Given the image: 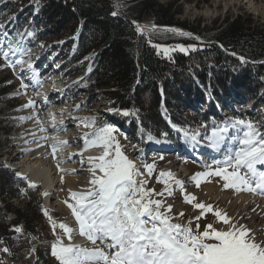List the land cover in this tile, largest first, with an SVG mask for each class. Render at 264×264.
<instances>
[{"label":"trees","instance_id":"trees-1","mask_svg":"<svg viewBox=\"0 0 264 264\" xmlns=\"http://www.w3.org/2000/svg\"><path fill=\"white\" fill-rule=\"evenodd\" d=\"M113 11L114 0H0V24L14 35L26 28L34 31L35 39L27 44L37 48L51 45L55 36H73L55 46L63 72L74 76L88 69L79 81L81 90L96 94L108 110L132 113L125 117L110 111L119 126L131 120L135 138L148 135L183 148L185 139L172 125L191 131L206 124L210 133L221 123L217 109L229 100L251 102L264 111V28L245 14L227 20L215 41L194 40L195 50H175L165 56L153 45L166 41L139 34L134 21L180 25L199 35L205 30L180 21L173 3L128 0L116 17ZM204 104L209 109L202 113ZM182 109L188 111L187 117ZM200 132L205 134L204 129ZM1 156L0 149V241L9 248L13 264H54L43 257L51 243L46 226L38 224L42 218L38 210L30 202L26 208H15L10 202L9 197L21 196L27 186L2 163ZM17 226L22 233L13 231Z\"/></svg>","mask_w":264,"mask_h":264},{"label":"snow or ice","instance_id":"snow-or-ice-1","mask_svg":"<svg viewBox=\"0 0 264 264\" xmlns=\"http://www.w3.org/2000/svg\"><path fill=\"white\" fill-rule=\"evenodd\" d=\"M111 14L113 17L118 15L116 11ZM136 28L141 35H151L156 30L154 25L148 29L137 24ZM167 31L181 36L190 35L175 28ZM9 35L5 26L0 24V37H3L0 39V58L13 71L19 70L21 88L25 92L30 87V83L25 82L26 79L34 82L31 83L32 87L40 86L42 81L33 62L34 58L30 55L31 48L24 46L29 40L35 39V32L26 28L15 31L12 39L8 38ZM178 50L186 53L189 49L178 46ZM162 51L165 56L169 55L168 48H163ZM240 59L244 60L243 57ZM36 95L40 96L41 93L37 91ZM43 103L49 104L50 98L44 97ZM36 104V100L29 99L23 107L34 109ZM76 107L79 110L80 105ZM109 111L125 117L132 115L127 109ZM81 119L84 127L89 129L81 137L83 151L99 148L101 154L88 158L91 173L88 186L79 192L70 191L69 198L73 202L65 201L75 219L76 227L52 221L54 233L57 228L62 230V235L57 236L51 252L59 264H264V239L258 241L252 229L230 218L226 212L213 209L211 205L202 202L194 205L201 210L200 215L194 218L197 222L195 229L191 227V220L186 224L174 223L175 217L171 215L173 206L166 205L164 196L165 193L171 194L169 181L183 190L182 182L176 181L170 171H162L157 177L158 183L165 184L162 191L145 187L147 179L142 178L144 173L122 151L115 135L118 130L111 124H100L95 118ZM172 127L183 133V137L194 149L203 145L220 156L219 159L213 158L211 163H206L204 171L193 174L191 179L196 187L200 186L202 180L212 182L209 178H219L223 190L264 196V168L258 167L264 166V132L253 122L225 119L213 126L210 133L208 125L202 124L200 129H204L203 136L200 129L190 131L176 125ZM51 128L53 133L66 131L63 121L57 123L55 117H52ZM41 131L47 132V129L42 127ZM163 135L167 136V133ZM41 139L51 141L54 159L69 144L68 140H59L56 135H45ZM32 142L37 147L43 146L35 138V134ZM145 168L148 175L154 171V165H145ZM14 174L28 188L36 187L22 173ZM43 195L46 196L47 193ZM184 195L186 203H192L196 199L186 192ZM43 211L48 216L47 210ZM207 212H212L222 227L217 228L208 223L201 231L199 221ZM179 215L183 216L184 213ZM13 231L22 233L23 230L17 226ZM74 233L84 237L91 247L75 243ZM3 251L9 250L4 248Z\"/></svg>","mask_w":264,"mask_h":264},{"label":"rangeland","instance_id":"rangeland-1","mask_svg":"<svg viewBox=\"0 0 264 264\" xmlns=\"http://www.w3.org/2000/svg\"><path fill=\"white\" fill-rule=\"evenodd\" d=\"M157 1L160 4L173 3L175 9L180 11V21H185L190 27H198L205 30L204 35H199L190 28L176 25L182 29V32L190 34L187 36L176 35L173 32L165 30H155L150 36L166 41L165 43H155V45L160 46L157 49L162 51L163 48H168L169 55L173 52V49L178 50V46H184L188 49L194 48L195 44L192 42L194 40L198 42L215 41L214 36L216 32L225 27L227 20H233L237 16L243 14L252 19L256 26L264 28V0ZM127 5L128 0H117L118 10H122ZM7 31L10 34L8 38L12 39L15 35L11 30ZM72 37L73 36H67L64 33L61 37L62 39L55 36L51 42L52 44L50 43L51 45H44L38 48L27 43L24 45L25 47L31 48L30 55L34 58L33 62L38 70V76L42 81L40 86L34 88L31 86V83L34 82H29L26 79L25 82L30 83V87L26 92L21 88L19 70L13 71L7 66L5 61L0 58V85L2 89L0 91V149L2 151V163L10 170L20 172L26 176L28 180L30 179V177L24 173V169L28 163H33L37 160L34 154L37 144L32 142L33 134H35V138L38 141L41 139L44 133L41 131V128H47V125L50 124L45 116L46 112L50 110L49 108H59L58 110H64V113H66L67 116L65 118L69 119L71 124L70 128L74 131V136L77 137L78 142L75 146L77 150L72 152V154L81 153L78 150L83 149V140L81 137H83L86 131H89V129L84 127L81 118H95L100 124L108 123L118 130L115 135L122 146V151L129 159L133 160L140 171L144 173V177L142 178L147 179L145 187L154 188L157 192L162 191L165 184L157 182V177L162 171H170L176 181L182 182L183 190L173 181H169L168 186L172 191L170 195L165 193L164 196L166 205L171 204L173 206L171 215L175 217L173 220L174 223L186 224L191 220V227L195 229L197 222L194 218L200 215L201 210L195 208L194 205L202 202L206 205H211L213 209L226 212L230 218L238 220L239 222L240 220L244 221L243 224L254 230L253 232L258 241L264 239V196L247 192L250 200H246L247 203L240 209L239 204L241 201L238 200L237 197L230 199L232 198V193L235 192L231 189L226 190L231 193L227 197H220V194L218 198L203 197L206 194V187L214 182H217L219 184V190H222V181H219V178H209L212 182L202 180L199 187H196L195 182L191 179L193 174L205 170L204 165L206 163H211L213 158H220L214 150L203 145L194 149L185 138V146H183V148H178L172 144H165L148 135L143 136L139 134L138 138H135L130 133V119H126V124L123 126L117 125L112 120L110 111L96 99V94L81 90L82 88L79 85V81L87 74L88 69H85L82 74L74 76L68 71L63 72L64 66L59 62V50L54 52L56 49L55 46L57 44L62 46L66 40ZM196 37H199V39H196ZM2 38L3 37H0V39ZM50 74L51 76H49ZM37 91L41 93L40 96L36 95ZM44 97L50 98V105L47 106L43 103ZM29 99L36 100L37 104L34 109L23 107ZM77 105H80L79 110L76 107ZM201 109L203 113L209 108L207 104H204ZM217 112L221 115V122L225 119H243L253 122L261 132H264V111L261 112L256 109L251 102L243 104L237 100H229L228 104L224 108H218ZM182 113L187 117L188 111L182 109ZM189 113L196 112L191 110ZM29 116L34 118L21 119V117ZM199 116L200 114H198V117ZM181 134L183 135V133ZM74 156L76 157L73 163L79 162L83 164V162H85V164L88 165V157L85 154L81 153L80 155ZM161 157H163V159H161ZM145 165H154V171L151 175L147 174ZM183 165L189 168L188 172L185 173L182 171ZM258 167L264 168V166ZM59 175L62 176L63 181L68 176V174L63 171H61ZM80 177L84 179V181L79 183V188H75L73 191L79 192L88 186L89 179L91 178L89 169L85 171V174L82 173ZM16 188H18L17 185H14L12 190H16ZM57 190L56 193L51 195L52 202L49 205L45 203L43 187L40 185H36L35 188L31 189L27 187L26 192H21V196L19 197H9L12 206L15 208H26L27 203L30 202L32 207L38 210V213L42 216L41 219H38V224L46 226L51 243V250L49 252L44 250L43 257L54 264H59V261L51 254L52 245L56 243L57 236L62 235V230L57 228L54 233L52 221H55L57 224L63 222L70 227H76L75 219L71 215V210L65 203L66 200L68 202H73L69 198L70 191L66 192L64 188ZM60 191L62 192L60 193ZM185 192L195 196L196 199L192 203H186ZM58 201H61V204ZM56 203L59 204L56 206ZM43 210H47L48 216L44 214ZM180 213H184V215L180 216ZM9 216L12 215L9 214ZM49 217H51V220ZM199 223L201 225V231H203L204 226L208 223H212L213 226L217 228L222 227V224L216 221L212 212H207ZM64 239L65 242H67V238L65 237ZM80 239H84V237L74 233L75 243L91 247L90 243L87 241L79 243ZM4 248L9 250V248L0 241V264H13L10 250L4 252ZM34 250V248L31 250L32 253H34Z\"/></svg>","mask_w":264,"mask_h":264},{"label":"bare ground","instance_id":"bare-ground-1","mask_svg":"<svg viewBox=\"0 0 264 264\" xmlns=\"http://www.w3.org/2000/svg\"><path fill=\"white\" fill-rule=\"evenodd\" d=\"M140 26H141V28L151 29L153 24L144 23L143 25H140ZM156 30H160V29H158L156 27ZM165 31H167V30H165ZM49 76H51V74ZM50 93H52V92H50ZM50 97H52V96H50ZM48 105H50V103L47 104V106ZM49 109L50 110H48L46 112L45 116L49 120L50 124L47 125V128H46L47 132H44L42 134V137L45 135H56L59 140H68L69 144H68V146H65L62 153L57 155V157L54 159L52 152H51V147H50L51 141L46 142L45 140L40 139L41 141L39 140L40 141L39 143L43 146L42 147H37V146L35 147L36 149H35L34 154H35L37 160L33 163H28L24 169V173H26L30 177L29 180L31 182H33L35 185L42 186L43 192L47 193L46 196L44 195L45 203L47 205H49L52 202L51 201L52 200L51 195L56 193L57 189L59 190L60 188H64V190L66 192L73 191L75 188L78 189L79 188L78 184L84 181V179H82L80 177V175L82 173L85 174V171H87L90 168L89 163H88V165H86L85 162H83V164L79 163V162L73 163V161H75L76 156L71 155V154H72V152L77 150L75 148V146L78 144V142H77V137L74 136V131L70 128L71 124L69 122V119L65 118L67 115H66V113H64V110L60 109L61 110L60 111V110H58L59 108L58 109L49 108ZM49 113H51V115H49ZM52 117H55V120L57 123H59L62 120L64 128L66 129V131L53 133V130L51 128ZM74 140L76 141L75 143L73 142ZM78 150L82 154H85L88 158L90 156L95 157V156H98L101 154V150L99 148H89L87 151H83V149H78ZM70 155H71V159L69 160ZM58 164H59V167H57ZM73 170H75V172H73ZM61 171L66 172L68 174V176L65 178L64 181L62 179V176L59 175ZM182 171L186 173L189 171V168L186 165H183ZM189 174H190V172H189ZM65 185H66V187H65ZM61 192L62 191H60V193ZM219 194H220V197H227L231 193L226 191V190H223V189L220 191L219 190V184L217 182H214L211 185H209L208 187H206V194L203 197L218 198ZM232 194H233L232 198H230V199H234L233 197H235V198L237 197L238 200L241 201V203L239 204V208L240 209L243 208V205L247 203L246 200L249 199L248 193L247 192H239V193L234 192ZM59 203L61 204V201ZM58 204L56 203L55 205L57 206ZM240 223L243 224L244 221L240 220ZM83 242H86L85 238L80 239V241H79V243H83Z\"/></svg>","mask_w":264,"mask_h":264},{"label":"water","instance_id":"water-1","mask_svg":"<svg viewBox=\"0 0 264 264\" xmlns=\"http://www.w3.org/2000/svg\"><path fill=\"white\" fill-rule=\"evenodd\" d=\"M144 23H147V24H153L155 27H157L158 29L160 30H167V29H170V28H175V29H178L180 31H182L181 28L177 27L176 25H173V26H168V25H159V24H156L154 21H135V26L138 24V25H143ZM137 29V28H136ZM170 32V31H169Z\"/></svg>","mask_w":264,"mask_h":264},{"label":"built area","instance_id":"built-area-1","mask_svg":"<svg viewBox=\"0 0 264 264\" xmlns=\"http://www.w3.org/2000/svg\"><path fill=\"white\" fill-rule=\"evenodd\" d=\"M114 1H115V10H116L117 12H119L120 10L117 9V0H114Z\"/></svg>","mask_w":264,"mask_h":264}]
</instances>
